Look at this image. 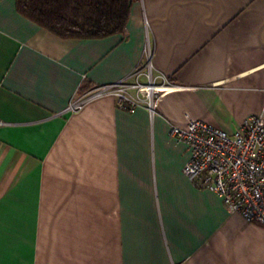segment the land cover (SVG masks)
I'll return each instance as SVG.
<instances>
[{"label": "crops", "instance_id": "crops-1", "mask_svg": "<svg viewBox=\"0 0 264 264\" xmlns=\"http://www.w3.org/2000/svg\"><path fill=\"white\" fill-rule=\"evenodd\" d=\"M148 48L179 86L153 114L111 95L68 109ZM263 107L264 0H135L123 32L79 39L0 0V264H264V223L191 180L172 135Z\"/></svg>", "mask_w": 264, "mask_h": 264}, {"label": "built area", "instance_id": "built-area-1", "mask_svg": "<svg viewBox=\"0 0 264 264\" xmlns=\"http://www.w3.org/2000/svg\"><path fill=\"white\" fill-rule=\"evenodd\" d=\"M146 54L147 60L124 78L77 94L68 109L78 111L90 100L111 95L121 108L134 112L145 107L153 114L161 98L179 86L167 75L155 74L149 48ZM186 117V127L172 126V135L190 149L184 173L198 186L216 192L231 213L264 223V107L233 133Z\"/></svg>", "mask_w": 264, "mask_h": 264}, {"label": "trees", "instance_id": "trees-1", "mask_svg": "<svg viewBox=\"0 0 264 264\" xmlns=\"http://www.w3.org/2000/svg\"><path fill=\"white\" fill-rule=\"evenodd\" d=\"M135 0H17L20 12L63 38L123 32ZM89 88L82 87L80 92Z\"/></svg>", "mask_w": 264, "mask_h": 264}]
</instances>
